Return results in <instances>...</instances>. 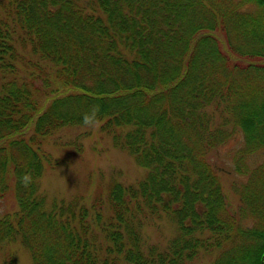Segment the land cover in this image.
Masks as SVG:
<instances>
[{"label":"trees","instance_id":"obj_1","mask_svg":"<svg viewBox=\"0 0 264 264\" xmlns=\"http://www.w3.org/2000/svg\"><path fill=\"white\" fill-rule=\"evenodd\" d=\"M26 54L39 76L19 73ZM93 105L98 130L145 173L110 179L90 207L47 203L44 141L84 126ZM238 132L235 215L207 154ZM255 151L264 0H0V198L11 189L18 209L0 216V242L18 241L31 264H264ZM160 220L175 226L163 247L142 234Z\"/></svg>","mask_w":264,"mask_h":264},{"label":"rangeland","instance_id":"obj_2","mask_svg":"<svg viewBox=\"0 0 264 264\" xmlns=\"http://www.w3.org/2000/svg\"><path fill=\"white\" fill-rule=\"evenodd\" d=\"M250 9V6L245 9ZM21 48L18 47V52ZM22 52V51H21ZM30 59V61H28ZM34 59L25 55L23 61L16 66L20 74L26 75L34 72L39 76L40 72L34 66ZM234 138L224 145L213 148L208 154V161L216 168L217 176L226 204L231 212L237 215L240 205L239 198L234 192V186H238L245 177L233 172L231 155L235 147L241 142L240 133L234 134ZM109 135L95 128L84 126H70L59 129L44 141V149L51 155L50 164H45L42 177L39 179L40 192L51 203L59 200H69L76 197L86 206L95 194L104 196L107 183L116 180L124 184L136 183L145 173L128 155L112 146ZM264 157L263 151H255L250 157V164H256ZM12 190L0 198V216L4 213L17 211ZM175 226L166 220L148 222L142 227L144 239L150 243H156L163 247L166 241L174 235ZM202 259V258H201ZM199 259V260H201ZM209 259L204 258L200 262ZM28 251L18 241L0 242V264H31Z\"/></svg>","mask_w":264,"mask_h":264},{"label":"clouds","instance_id":"obj_3","mask_svg":"<svg viewBox=\"0 0 264 264\" xmlns=\"http://www.w3.org/2000/svg\"><path fill=\"white\" fill-rule=\"evenodd\" d=\"M99 107L98 106H91L89 112L85 113L82 116V123L86 128H95L99 124L98 119ZM25 187H28L31 183L30 177L26 174L25 176L21 177L20 181Z\"/></svg>","mask_w":264,"mask_h":264}]
</instances>
